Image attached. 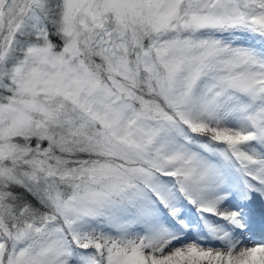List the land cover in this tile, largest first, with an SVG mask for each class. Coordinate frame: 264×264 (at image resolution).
<instances>
[{
    "label": "snow or ice",
    "instance_id": "1",
    "mask_svg": "<svg viewBox=\"0 0 264 264\" xmlns=\"http://www.w3.org/2000/svg\"><path fill=\"white\" fill-rule=\"evenodd\" d=\"M0 264H264V0H0Z\"/></svg>",
    "mask_w": 264,
    "mask_h": 264
}]
</instances>
